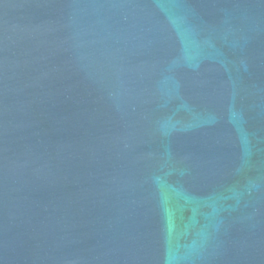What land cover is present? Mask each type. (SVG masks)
Segmentation results:
<instances>
[{"label":"water","instance_id":"1","mask_svg":"<svg viewBox=\"0 0 264 264\" xmlns=\"http://www.w3.org/2000/svg\"><path fill=\"white\" fill-rule=\"evenodd\" d=\"M0 264H264V0H0Z\"/></svg>","mask_w":264,"mask_h":264}]
</instances>
